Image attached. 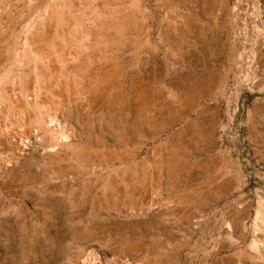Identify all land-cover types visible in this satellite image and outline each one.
Listing matches in <instances>:
<instances>
[{"label": "rangeland", "instance_id": "1", "mask_svg": "<svg viewBox=\"0 0 264 264\" xmlns=\"http://www.w3.org/2000/svg\"><path fill=\"white\" fill-rule=\"evenodd\" d=\"M0 264H264V0H0Z\"/></svg>", "mask_w": 264, "mask_h": 264}, {"label": "bare ground", "instance_id": "2", "mask_svg": "<svg viewBox=\"0 0 264 264\" xmlns=\"http://www.w3.org/2000/svg\"><path fill=\"white\" fill-rule=\"evenodd\" d=\"M206 1H209V0H206ZM210 3V2H209ZM213 4V3H212ZM210 6V5H209ZM209 6H207L206 8H208ZM208 10V9H207Z\"/></svg>", "mask_w": 264, "mask_h": 264}]
</instances>
